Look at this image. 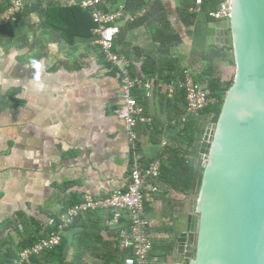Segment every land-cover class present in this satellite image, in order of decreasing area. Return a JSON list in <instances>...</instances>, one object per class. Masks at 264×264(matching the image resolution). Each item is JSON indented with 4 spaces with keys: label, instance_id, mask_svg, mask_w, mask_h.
Masks as SVG:
<instances>
[{
    "label": "crops",
    "instance_id": "obj_1",
    "mask_svg": "<svg viewBox=\"0 0 264 264\" xmlns=\"http://www.w3.org/2000/svg\"><path fill=\"white\" fill-rule=\"evenodd\" d=\"M25 1L23 16L0 33V264L50 237L87 197L105 199L126 188L133 156L116 116L120 74L102 54L91 14L81 0ZM190 4L103 0L107 13L122 16L116 52L139 81L137 96L153 121L139 129L142 156L163 163L164 194L146 206L162 264H188L179 241L188 231V196L203 171L199 156L213 120L200 114L183 125L184 94L171 100L169 88L185 73L203 87L227 85L236 74L229 23L192 15ZM189 163L192 188L177 190L173 183ZM112 219L111 211L83 214L60 247L27 264H124Z\"/></svg>",
    "mask_w": 264,
    "mask_h": 264
},
{
    "label": "water",
    "instance_id": "obj_2",
    "mask_svg": "<svg viewBox=\"0 0 264 264\" xmlns=\"http://www.w3.org/2000/svg\"><path fill=\"white\" fill-rule=\"evenodd\" d=\"M229 34L236 74L188 196V264H264V0H233Z\"/></svg>",
    "mask_w": 264,
    "mask_h": 264
},
{
    "label": "built area",
    "instance_id": "obj_3",
    "mask_svg": "<svg viewBox=\"0 0 264 264\" xmlns=\"http://www.w3.org/2000/svg\"><path fill=\"white\" fill-rule=\"evenodd\" d=\"M188 11L192 15H206L212 21L229 23L232 14L233 0H190ZM4 9L0 12V33L14 26L18 18L22 17L25 0H0ZM81 8L90 13L95 24V35L99 40L102 54L107 62L114 66L122 81V106L116 111V116L125 123L128 138L132 146V162L128 185L126 188H116L111 196L105 199L87 197L82 204L68 209L63 216L57 230L47 239L25 249L14 264H27L34 257H41L45 253L54 251L62 245L67 232L72 229L77 219L93 210L111 211L113 226L120 228L117 249L121 252L124 264H162V260L155 258L154 246L150 237V221L147 216V203L164 194L162 184L161 159L155 158L145 161L140 148L139 129L141 125L151 126L153 121L147 116L146 109L139 97L137 88L139 81L134 79L130 70L116 52V44L121 35L118 21L121 14H109L105 11L103 0H81ZM168 98L173 100L180 92L184 94V118L197 116L203 112L220 106V101L207 87L197 84L189 74H184L183 82L171 86ZM183 127V126H182Z\"/></svg>",
    "mask_w": 264,
    "mask_h": 264
},
{
    "label": "trees",
    "instance_id": "obj_4",
    "mask_svg": "<svg viewBox=\"0 0 264 264\" xmlns=\"http://www.w3.org/2000/svg\"><path fill=\"white\" fill-rule=\"evenodd\" d=\"M215 2L217 3V0H215L211 4L215 6V4H216ZM67 12H70V11H67ZM232 83L233 82L231 81V82L227 83V85H224L220 81H213L211 84H209L207 86V88L210 89L213 92V94L216 96V98L220 101V106L216 107V108L209 109V110L203 112L201 115H203L204 117L206 116L208 118H214L220 114L223 101L226 97V94L230 90ZM180 170L183 173V175L182 176L179 175L177 177V181L175 182L176 184L173 183V185H174L175 189H177V190H183L186 192H190V190L192 188V182H193V176H194L195 168L192 164L189 163L187 165H183ZM13 262L15 263V258L9 257V255H8L2 264H12Z\"/></svg>",
    "mask_w": 264,
    "mask_h": 264
},
{
    "label": "rangeland",
    "instance_id": "obj_5",
    "mask_svg": "<svg viewBox=\"0 0 264 264\" xmlns=\"http://www.w3.org/2000/svg\"><path fill=\"white\" fill-rule=\"evenodd\" d=\"M229 45L231 46V44L229 43ZM234 81V79L232 80V82ZM204 165V164H203Z\"/></svg>",
    "mask_w": 264,
    "mask_h": 264
}]
</instances>
